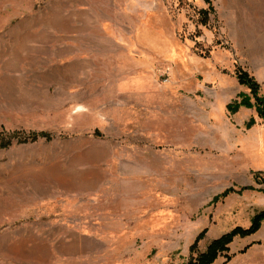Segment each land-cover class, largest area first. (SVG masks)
I'll list each match as a JSON object with an SVG mask.
<instances>
[{"label":"rangeland","instance_id":"374dc122","mask_svg":"<svg viewBox=\"0 0 264 264\" xmlns=\"http://www.w3.org/2000/svg\"><path fill=\"white\" fill-rule=\"evenodd\" d=\"M212 4L0 0V131L53 136L0 148V264H185L264 209L226 108L264 72V0ZM227 253L264 264V224Z\"/></svg>","mask_w":264,"mask_h":264},{"label":"trees","instance_id":"16d2710c","mask_svg":"<svg viewBox=\"0 0 264 264\" xmlns=\"http://www.w3.org/2000/svg\"><path fill=\"white\" fill-rule=\"evenodd\" d=\"M208 4V8L201 9V14L205 13L204 23H207L208 14L214 10L212 0H205ZM236 77L241 85H245L249 88V93L241 91L237 94L236 99L230 101L227 105V111L231 114L237 113L242 107L255 108L258 116L264 119V95L260 93L261 83L257 78L250 74V72L242 67H237ZM256 123L254 116H251L245 123L247 129L251 128ZM52 135L46 131H31L28 133L14 131L12 133L0 131V148H7L13 143H24L28 141H36L40 138L52 139ZM261 171L256 172L255 181L260 183ZM255 189L253 185H244L240 188L235 186L227 187L221 193L215 195L211 202H217L232 193H242L244 190ZM264 224V209L256 212L250 221V224L246 227L237 225L231 230L223 233L219 237L212 239L207 245L206 249L200 251L196 256L191 258L185 264H213L218 257L226 255V261L231 260V256L227 253L230 250V244L236 237H247L257 233ZM207 228L203 229L195 238L194 242L190 246L191 253L198 249L199 242L205 237ZM248 246L241 250L242 253L246 251Z\"/></svg>","mask_w":264,"mask_h":264},{"label":"crops","instance_id":"0c3cea01","mask_svg":"<svg viewBox=\"0 0 264 264\" xmlns=\"http://www.w3.org/2000/svg\"><path fill=\"white\" fill-rule=\"evenodd\" d=\"M254 76L261 83V87H262V85H264V72L254 73ZM243 86L245 85H242V87ZM242 108H243L242 109L243 112L248 113V116H247V119L240 120L241 121L240 124L241 125L245 124L246 121H248L251 116L255 117L256 123L251 128L247 129L246 132L240 131V143L247 145L249 147H252V148H255V147L260 148L261 146L264 147V124H261L260 122L262 118L258 116L255 108H246V107H242ZM254 235L255 234L251 236L253 237ZM239 258H240V255L238 256V259ZM213 264H215V262Z\"/></svg>","mask_w":264,"mask_h":264}]
</instances>
